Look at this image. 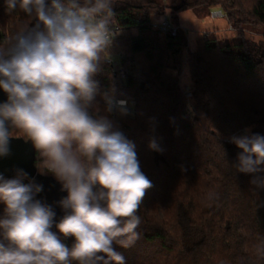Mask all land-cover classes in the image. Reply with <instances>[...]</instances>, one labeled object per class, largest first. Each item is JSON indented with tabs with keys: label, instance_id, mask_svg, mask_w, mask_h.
<instances>
[{
	"label": "trees",
	"instance_id": "trees-1",
	"mask_svg": "<svg viewBox=\"0 0 264 264\" xmlns=\"http://www.w3.org/2000/svg\"><path fill=\"white\" fill-rule=\"evenodd\" d=\"M161 8L154 0H114L112 26L127 34L111 42L103 53L109 59L95 77L101 111L105 92L127 102L128 115L114 113L112 118L135 144L153 185L138 213L140 238L130 248L114 247L125 264H264L252 255L264 241V189L253 188L251 175L236 172L232 165L240 149L226 139L244 129L264 136V34L259 42L243 34L246 27L264 28V0L185 3L182 9H220L241 39L220 45L202 37L186 59L183 31L153 27L151 17ZM27 23L22 12L7 14L0 0V38ZM169 60L177 76L167 71ZM185 64L192 80L190 111L180 80ZM153 138L162 152L149 149ZM35 166L45 171L37 151ZM209 193L217 198L208 200ZM38 198L44 201L42 193ZM61 239L69 246L73 242Z\"/></svg>",
	"mask_w": 264,
	"mask_h": 264
},
{
	"label": "clouds",
	"instance_id": "clouds-1",
	"mask_svg": "<svg viewBox=\"0 0 264 264\" xmlns=\"http://www.w3.org/2000/svg\"><path fill=\"white\" fill-rule=\"evenodd\" d=\"M30 23L0 38V157L10 154L14 135L31 141L45 169L67 195L57 203L64 215L39 199L43 186L18 169L0 174V264H125L114 244L130 248L140 238L139 209L153 187L135 144L114 113L128 115L126 101L103 93L96 75L109 59L114 0H4ZM240 151L232 165L264 189V136L245 129L229 137ZM148 147L163 149L153 138ZM217 198L209 193L208 200ZM55 227L56 231H52ZM61 237H71V246ZM252 255L264 260V241Z\"/></svg>",
	"mask_w": 264,
	"mask_h": 264
},
{
	"label": "rangeland",
	"instance_id": "rangeland-1",
	"mask_svg": "<svg viewBox=\"0 0 264 264\" xmlns=\"http://www.w3.org/2000/svg\"><path fill=\"white\" fill-rule=\"evenodd\" d=\"M162 8L160 13L151 17L153 27L158 28L160 24L166 18L172 25L173 30L179 32L183 31L187 35L188 49L185 52V59L189 50L196 49V42L198 39L209 36L218 40L220 45L236 44L240 42L238 32L232 30L225 16L219 11L220 9L213 10H195V9H182L185 3H189L190 0H154ZM182 9V10H181ZM220 12L221 15L215 16V13ZM136 30L131 31L132 34H136ZM127 33L121 32L117 36L121 38ZM244 37L249 40L259 42L262 40L264 34V28H252L246 27L243 30ZM114 41V40H113ZM112 60L115 64L119 65L120 58L118 55H114ZM167 71L177 76V71H174V65L171 60L167 63ZM181 85L184 87L187 94V102L189 111L192 109L193 101L191 100L190 87L192 80L188 66L185 64L182 68V74L180 76ZM245 130V129H244ZM240 132L238 135L244 132ZM251 130V129H250ZM231 137V136H229ZM229 137L226 139L229 141Z\"/></svg>",
	"mask_w": 264,
	"mask_h": 264
},
{
	"label": "water",
	"instance_id": "water-1",
	"mask_svg": "<svg viewBox=\"0 0 264 264\" xmlns=\"http://www.w3.org/2000/svg\"><path fill=\"white\" fill-rule=\"evenodd\" d=\"M6 94L0 90V102L6 101ZM10 154L0 157V174L5 178H13L18 169H22L28 174V181L34 180L35 183L43 186L41 192L44 202L51 205L56 212V222L64 215L62 209L58 206V201L67 195L66 191H61V184L51 176H44L38 172L35 166L36 149L31 141L23 138H12L10 141ZM52 231H56L53 227Z\"/></svg>",
	"mask_w": 264,
	"mask_h": 264
},
{
	"label": "built area",
	"instance_id": "built-area-1",
	"mask_svg": "<svg viewBox=\"0 0 264 264\" xmlns=\"http://www.w3.org/2000/svg\"><path fill=\"white\" fill-rule=\"evenodd\" d=\"M19 12H20L19 9H17V11L14 12V14L18 15ZM214 15H215V16H218V15H221V13L218 12V13H215ZM159 27H160L162 30H168V29L171 28V24H170V22L165 18L164 21L162 22V24H160ZM112 32H113L114 34H116V35L112 38V41H113V40L117 37V35L120 33V29H119V27H118V26H112ZM117 73H118L122 78H124L125 75H126L124 69L121 68V67L117 68ZM126 105H127V104H126ZM126 105H125V106H126Z\"/></svg>",
	"mask_w": 264,
	"mask_h": 264
}]
</instances>
